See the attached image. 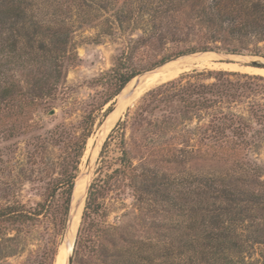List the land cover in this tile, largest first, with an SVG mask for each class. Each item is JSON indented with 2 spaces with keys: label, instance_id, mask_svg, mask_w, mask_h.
Masks as SVG:
<instances>
[{
  "label": "rangeland",
  "instance_id": "rangeland-1",
  "mask_svg": "<svg viewBox=\"0 0 264 264\" xmlns=\"http://www.w3.org/2000/svg\"><path fill=\"white\" fill-rule=\"evenodd\" d=\"M62 1L66 7L68 0ZM134 1L102 0L101 7L93 5L82 11L74 8L70 14L64 10L72 33L59 85L24 116L11 115L10 107L0 111V208L14 203L31 210L43 202L58 177L68 146L91 130L77 178L86 177V197L77 221L72 264H186V256L180 253V239L187 217L173 210L167 198L173 197L183 205L188 200V186L196 188L200 179L209 176H230L241 185L264 183V120L251 113V105H264V94L239 99L216 114L197 112L190 107L191 101H183L171 91L148 97L151 91L194 71L223 70L264 77V69L250 67L240 55L199 52L176 57L190 43L199 41V36L193 34L187 42H172L165 31L158 35L145 33L143 29H150L149 15L144 14L143 19L136 14L128 18L129 11L137 9ZM190 11L188 8L175 17L185 34L193 26L198 29V21ZM117 15L127 17V21L121 25ZM201 53L216 58L142 93L120 114L97 147L102 124L134 79L118 93L120 74L139 73L137 78L165 65L161 63L167 58H174L166 63L170 64ZM252 58L264 62L263 57ZM227 62L243 66L223 65ZM28 74L17 69L12 72L21 81L24 93L30 89ZM216 116L233 121L213 122ZM119 124L131 168L114 172L116 164L113 165L104 178L100 214L84 222L87 193L98 177L101 151ZM218 127L228 129L227 140L211 131ZM117 147L115 141L109 142L115 159L119 155ZM79 185L76 181L75 190ZM74 198L81 202L79 190L74 191ZM73 206L75 209V199ZM58 231L49 216L8 231L12 236L18 235L20 242L13 247L17 255L7 262L22 264L30 252H45L56 241L57 264L66 241V229ZM252 251L241 264H261L258 260L264 255V248Z\"/></svg>",
  "mask_w": 264,
  "mask_h": 264
},
{
  "label": "trees",
  "instance_id": "trees-1",
  "mask_svg": "<svg viewBox=\"0 0 264 264\" xmlns=\"http://www.w3.org/2000/svg\"><path fill=\"white\" fill-rule=\"evenodd\" d=\"M133 3L137 9L129 11V19L135 14L142 19L144 14L150 17V29H143L145 33L158 35L165 31L171 35L172 42H187L191 35L199 36V41L190 43L176 57L217 52L264 58V46H261L264 44V0H136ZM66 4L65 7L62 0H0V111L10 107L11 115L19 118L52 95L63 76L71 46L72 29L63 16L64 10L70 14L74 8L82 11L93 5L101 7L103 2L68 0ZM188 8L198 21V29L193 26L185 34L175 17ZM125 18L118 16L121 25L127 21ZM173 59L167 58L161 64ZM16 69L29 73L30 89L26 93L22 91L21 81L12 75ZM138 74H120L118 93ZM162 91H171L180 95L181 100L191 101L190 107L197 112L216 114L227 104L264 94V77L223 70L194 71L151 91L148 97H155ZM251 106L252 115L264 120V105ZM216 119L233 121L216 116L213 122H217ZM226 130L218 127L211 131L227 140ZM230 133L234 135L233 131ZM90 136L88 129L68 146L58 177L43 202L31 210L14 203L0 208V262L11 264L7 259L17 255L13 247L20 237L8 231L35 223L41 216L52 217L59 231L66 229L81 160ZM112 140L118 145L116 159L109 148ZM123 142L124 131L119 124L101 151L98 177L88 191L84 222L100 214L104 178L113 165L116 164L114 172L131 168ZM236 180L223 175L203 177L196 188H192V184L188 186L185 192L188 200L183 205L173 197L167 198L173 210L187 217L185 233L180 239V253L186 256V264H241L253 254L252 250L264 248V183L241 185ZM56 248L55 241L45 252L32 251L22 264H55ZM169 255L173 253L169 251ZM163 258H168V254ZM258 261L264 264V255Z\"/></svg>",
  "mask_w": 264,
  "mask_h": 264
},
{
  "label": "bare ground",
  "instance_id": "bare-ground-1",
  "mask_svg": "<svg viewBox=\"0 0 264 264\" xmlns=\"http://www.w3.org/2000/svg\"><path fill=\"white\" fill-rule=\"evenodd\" d=\"M216 56L211 54H200L197 56H191L189 58H184V59H180L177 60L175 62H172L170 64L165 65V67L161 70V71H157L155 73H153L152 75H150L148 77V79L140 84V86L134 90V92L131 94V96L126 99L124 102L121 103V105L118 107V109L114 112L112 118H111V124L106 127V129H103L102 133H99L98 138H97V147L99 148L101 141L105 138V136L107 135V132L109 131V128L116 122V120L118 119V117L120 116V114L126 109V107L133 101L135 100L137 97H139L142 93H144L145 91H148L149 89L153 88L154 86L164 83L168 80L174 79L175 77H177L179 74L192 70V69H196L199 67H204L206 65H208L210 63V61L212 59H215ZM226 66H236L233 64H223ZM136 82V78L132 80L131 85L129 86V90H131L134 86ZM126 89V91H129ZM111 129V128H110ZM85 180L86 177H82L79 178L77 180L79 187L76 188L75 192L78 193L79 190V196L82 198L81 202L79 203V212L75 214L74 218H73V223L71 225V238L73 241V237L75 236L76 230H77V221H78V217L83 213V209H84V205H85V188H86V184H85ZM76 196V195H75ZM75 201H77V198H74ZM77 208V203H76V207ZM67 244L63 245L61 254L58 258L57 264H65L66 263V257H67Z\"/></svg>",
  "mask_w": 264,
  "mask_h": 264
},
{
  "label": "water",
  "instance_id": "water-1",
  "mask_svg": "<svg viewBox=\"0 0 264 264\" xmlns=\"http://www.w3.org/2000/svg\"><path fill=\"white\" fill-rule=\"evenodd\" d=\"M201 54L203 55V54H206V53H201ZM217 55H219V54H217ZM240 59L243 60V62L250 64L251 65L250 67L264 69V62L262 60H260V59H253L252 57H249V56H247V57L243 56V57H240ZM227 63H233V62H227ZM233 64H239V65L243 66L242 63H233ZM165 65H167V64H165ZM165 65H163V66H161V67H159V68H157V69H155L153 71H149V72H146V73L138 76L136 78V82H135L133 88L131 90L127 91L126 93L123 91L119 95V97L117 98L115 104L113 105V107L111 108L109 114L107 115L104 123L102 124L104 129H106V127H108L111 124V116L118 109V107L121 105V103L124 102L126 99H128L131 96V94L134 92V90L137 89L140 86V84L144 83L148 79V77L150 75H152L153 73H155L157 71H161L165 67ZM102 141H101V143H102ZM88 191H89V189H88ZM87 195H88V193H87ZM73 201H74V195H73ZM73 201H72V206H71V210H70V214H69V218H68V223H67V227H66V241H65V244H67L68 252H67V257H66V263L65 264H72L73 263V255H74V250H75V245H76V238L73 237V241H72V238H71V225L73 223V218H74L75 213L77 211L76 210L77 208L73 209V207H74L73 206ZM76 203H79V202L76 201Z\"/></svg>",
  "mask_w": 264,
  "mask_h": 264
}]
</instances>
